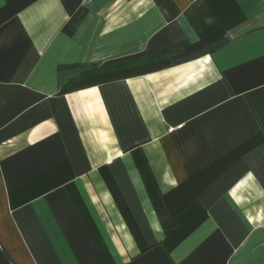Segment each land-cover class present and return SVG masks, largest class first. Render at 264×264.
<instances>
[{
  "label": "crops",
  "instance_id": "1",
  "mask_svg": "<svg viewBox=\"0 0 264 264\" xmlns=\"http://www.w3.org/2000/svg\"><path fill=\"white\" fill-rule=\"evenodd\" d=\"M0 264H264V0H0Z\"/></svg>",
  "mask_w": 264,
  "mask_h": 264
},
{
  "label": "trees",
  "instance_id": "2",
  "mask_svg": "<svg viewBox=\"0 0 264 264\" xmlns=\"http://www.w3.org/2000/svg\"><path fill=\"white\" fill-rule=\"evenodd\" d=\"M126 64L124 63H122V64H117V65H115L114 67L115 68H121L122 66H125ZM99 65L98 64H89V65H84V66H81L82 68H85V69H87L86 71H84V73L86 74V73H92V72H95V71H97L98 69H97V67H98ZM104 68H100L99 70H103Z\"/></svg>",
  "mask_w": 264,
  "mask_h": 264
}]
</instances>
